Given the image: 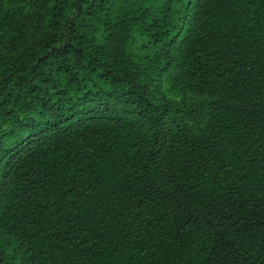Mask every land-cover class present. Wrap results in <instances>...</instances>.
Wrapping results in <instances>:
<instances>
[{
  "label": "trees",
  "instance_id": "16d2710c",
  "mask_svg": "<svg viewBox=\"0 0 264 264\" xmlns=\"http://www.w3.org/2000/svg\"><path fill=\"white\" fill-rule=\"evenodd\" d=\"M0 264H264V0H0Z\"/></svg>",
  "mask_w": 264,
  "mask_h": 264
}]
</instances>
